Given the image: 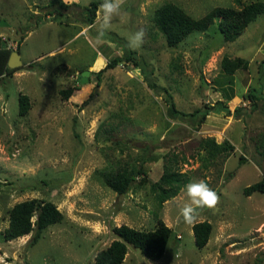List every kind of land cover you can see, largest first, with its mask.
<instances>
[{"label": "rangeland", "instance_id": "374dc122", "mask_svg": "<svg viewBox=\"0 0 264 264\" xmlns=\"http://www.w3.org/2000/svg\"><path fill=\"white\" fill-rule=\"evenodd\" d=\"M51 1L0 0L2 45L18 47L22 63L0 78V264H93L94 254L116 238L113 226L149 230L158 219L171 229L163 255L152 261L126 244L122 264H264V193H242L264 172V11L232 42L214 22L169 47L152 21L157 6L172 2L199 17L214 6L235 7L234 1L126 0L102 36L99 6L93 23H85L91 0H61L66 9ZM140 29L143 44L128 48ZM127 51L139 65L121 61L97 81L95 73ZM224 55L245 59L247 68L224 73ZM70 86L77 89L62 98L60 91ZM20 93L30 103L23 116ZM166 95L186 113L221 107V101L230 115L211 111L200 124L172 118ZM209 137L233 149L208 157L202 142ZM140 164L147 182L137 177L123 194L99 174ZM166 167L188 174L186 184L205 180L220 196L196 221L211 223L203 248L180 216L189 202L185 186L161 206L150 190ZM30 198L53 202L61 221L4 240L9 209Z\"/></svg>", "mask_w": 264, "mask_h": 264}, {"label": "trees", "instance_id": "16d2710c", "mask_svg": "<svg viewBox=\"0 0 264 264\" xmlns=\"http://www.w3.org/2000/svg\"><path fill=\"white\" fill-rule=\"evenodd\" d=\"M233 6H214L199 17H194L185 12L181 7L172 2H164L157 6L152 15V21L157 30L163 35L167 46H176L182 42L192 32H204L208 27L216 23L217 29L221 32L223 40L227 42L234 41L246 28V26L254 21L258 14L264 11V2L260 0L250 1L247 3L241 0H233ZM56 2L60 7L66 9L68 4L61 0L51 1ZM49 3V4H50ZM103 3V0H91L84 8L85 23L91 25L95 19V13ZM50 4V5H51ZM55 11L59 13L56 9ZM53 11L46 12L51 14ZM20 41L17 40V46ZM12 49L2 45L0 37V78L10 76L15 68H9L7 61ZM18 51V47H16ZM130 62L135 66L139 65V60L134 52L127 51L121 56H116L109 59L105 65L96 73V79L99 78L104 70L115 67L119 62ZM248 62L241 58H229L224 55L222 57L220 68L226 74H233L238 69H246ZM146 76V75H145ZM144 76L145 80L147 79ZM152 88L154 85L147 81ZM77 89L75 86H70L62 89L60 95L66 99L70 94ZM233 93V91H230ZM228 95V94H227ZM227 97V96H226ZM233 97L229 95L223 101H229ZM256 96L248 94V98L254 99ZM165 101L167 104V114L172 118L186 119L190 118L196 124L204 121L205 117L211 111L224 110L226 115H230V110L226 103H221V107L206 106L203 109H196L190 113L180 111L176 108L175 103L170 95H166ZM30 103L26 94L18 95V115L23 116L27 113ZM237 110V109H235ZM202 148L208 157H215L220 153L227 152L233 149L227 140L217 143L214 138H206L202 142ZM103 182L114 192L123 194L128 191L135 181L139 178V184L147 182L146 169L140 164L138 167L117 166L109 170L101 171L100 173ZM189 175L178 170L164 169L158 180L150 184V190L154 194V198L161 206L162 203L178 194L180 189L189 181ZM264 193V172L259 180L243 188L244 196H249L252 192ZM63 215L56 205L48 200H40L37 198L25 199L16 202L8 211L7 226L2 231L1 235L4 240H12L30 231L35 230L40 232L45 227L61 221ZM34 218V219H33ZM194 243L197 248H203L209 239L211 232V223L203 220L195 222L191 227ZM112 233L116 236L108 246L98 250L93 256V264H122L127 252L126 244H131L137 248L140 253L149 260H158L164 253L167 241L171 234V229L162 220L158 219L154 228L149 230L135 229L126 224L113 226Z\"/></svg>", "mask_w": 264, "mask_h": 264}, {"label": "clouds", "instance_id": "9594fccd", "mask_svg": "<svg viewBox=\"0 0 264 264\" xmlns=\"http://www.w3.org/2000/svg\"><path fill=\"white\" fill-rule=\"evenodd\" d=\"M125 2L126 0H103V3L99 6L102 13V23L98 30L99 35L102 36L110 28L113 17L120 14ZM144 35L143 29L133 33L128 40L127 47L133 50L139 48L143 44ZM185 190L189 202L185 203L180 209V216L186 224H194L199 218L200 210L204 208L215 209L220 203L218 193L203 179L186 184Z\"/></svg>", "mask_w": 264, "mask_h": 264}, {"label": "water", "instance_id": "95a60500", "mask_svg": "<svg viewBox=\"0 0 264 264\" xmlns=\"http://www.w3.org/2000/svg\"><path fill=\"white\" fill-rule=\"evenodd\" d=\"M21 60H20V54L18 51L14 50L10 53L8 61H7V66L9 68H16L18 66H20ZM90 71L87 70H83L81 72V82H85L87 80V76L89 75ZM86 264H89L88 262Z\"/></svg>", "mask_w": 264, "mask_h": 264}, {"label": "bare ground", "instance_id": "6f19581e", "mask_svg": "<svg viewBox=\"0 0 264 264\" xmlns=\"http://www.w3.org/2000/svg\"><path fill=\"white\" fill-rule=\"evenodd\" d=\"M24 236V235H23ZM23 236H21V237H23Z\"/></svg>", "mask_w": 264, "mask_h": 264}, {"label": "crops", "instance_id": "0c3cea01", "mask_svg": "<svg viewBox=\"0 0 264 264\" xmlns=\"http://www.w3.org/2000/svg\"><path fill=\"white\" fill-rule=\"evenodd\" d=\"M47 15V14H46ZM229 102V101H228Z\"/></svg>", "mask_w": 264, "mask_h": 264}]
</instances>
